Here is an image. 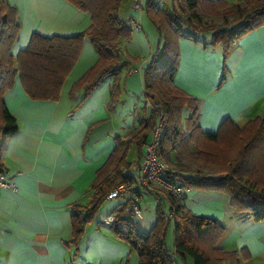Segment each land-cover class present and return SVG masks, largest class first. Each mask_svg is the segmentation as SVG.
<instances>
[{"label": "crops", "instance_id": "crops-1", "mask_svg": "<svg viewBox=\"0 0 264 264\" xmlns=\"http://www.w3.org/2000/svg\"><path fill=\"white\" fill-rule=\"evenodd\" d=\"M220 1L230 4L238 0ZM10 2L21 14L13 55L26 47L35 31L68 35L90 24L89 14L66 0ZM131 2L119 10V16L133 29L130 41L121 42L137 60L121 70L120 101L114 108L108 107L111 76H104L85 98L83 87L74 86L97 60L87 37L56 99L30 98L18 77L4 91V103L18 129L0 140V168L16 187L14 191L0 189V264H127L128 254H132L128 243L115 237L104 222L114 210L98 216L102 203L95 219L85 225L76 249L71 206L89 202L91 184L115 149L116 136L123 138L146 114L142 69L159 39L147 17L144 28H134L132 20L140 21L146 15L142 8L132 9ZM178 42L179 64L173 80L198 98L202 131L215 133L227 117L242 126L264 116V24L242 35L225 59L220 45L211 46L209 33L182 35ZM150 137L151 132L148 141ZM127 159L138 162L133 146ZM184 203L194 213L224 225L217 246L238 251L237 264H264V220L243 217L222 191L190 188Z\"/></svg>", "mask_w": 264, "mask_h": 264}, {"label": "trees", "instance_id": "trees-1", "mask_svg": "<svg viewBox=\"0 0 264 264\" xmlns=\"http://www.w3.org/2000/svg\"><path fill=\"white\" fill-rule=\"evenodd\" d=\"M66 1L88 13L90 24L68 35H44L35 31L26 47L13 55L11 48L21 26L19 9L10 0H0V140L18 129L16 118L4 103V91L12 87L18 77L30 98L56 99L85 37L98 56L74 86L83 87L85 98L109 75L112 83L108 107L114 108L120 101L121 70L137 60L126 52L121 42L122 39L130 41L133 31L119 16L120 8L128 0ZM142 10L159 39L142 69L146 114L123 138L116 136L115 149L91 184L89 202L72 204V243L77 249L85 225L95 219L108 192L123 184L127 188L125 193L135 191L141 196L147 189L159 199L156 222L148 233L138 231L129 218L128 212L132 211L128 209V197L113 211L109 223L111 233L125 240L137 254L138 264H188V258L193 264H237L238 251L217 246L225 229L217 219L191 211L184 203L185 196L176 198L163 189L144 187L137 180V173L124 171L132 164L127 159L131 146L140 161L158 112L162 111L166 122L157 154L174 177L188 189L225 192L231 206L243 217L264 220V116H256L242 126L227 117L215 133L202 131L198 122V98L173 80L182 35L193 37L195 33H209L211 46L220 45L225 59L242 35L264 24V0H238L230 4L220 0H143ZM146 98L155 103L154 109L146 106ZM184 111L188 114H183ZM164 201L169 212H173L172 217L164 216L161 209ZM170 222L173 226L171 248L165 242ZM246 257L247 254L242 255Z\"/></svg>", "mask_w": 264, "mask_h": 264}, {"label": "built area", "instance_id": "built-area-1", "mask_svg": "<svg viewBox=\"0 0 264 264\" xmlns=\"http://www.w3.org/2000/svg\"><path fill=\"white\" fill-rule=\"evenodd\" d=\"M143 0H132L131 7L134 10L142 8ZM134 28H141L138 20H132ZM146 106L150 109L155 108V103L146 98ZM166 122V115L159 111L156 119V124L151 131L150 140L145 145V150L142 159L137 163H132L129 168L125 169L126 174L137 173V180L140 185L144 187H156L170 192L176 198H183L188 191L180 181H178L172 170L167 164L158 156L157 148L160 141L161 133ZM9 188L15 190V185L7 178L4 170L0 169V189ZM126 186L121 184L112 189L106 195V199H112L121 195L126 191ZM141 196L135 192L130 191L128 196V209L136 215H141ZM173 212H169V217H172ZM113 219L110 215L104 219V222L109 224Z\"/></svg>", "mask_w": 264, "mask_h": 264}, {"label": "rangeland", "instance_id": "rangeland-1", "mask_svg": "<svg viewBox=\"0 0 264 264\" xmlns=\"http://www.w3.org/2000/svg\"><path fill=\"white\" fill-rule=\"evenodd\" d=\"M19 20H21L20 12H19ZM145 21H146V16L143 15L142 20L139 21L141 27L143 28L146 26ZM129 156H131V154ZM139 189L141 190V188ZM142 191L143 190H141V192ZM141 195H142L141 202H140L141 215H136L134 213L128 212V216L131 219V221L135 224V227L138 231L148 233L156 222L157 206L159 203V199L154 194H151L150 192H147V191H143ZM126 199H127V196L125 195V192H124L123 194H121V196L112 198L110 200L109 199L104 200L103 201L104 204L102 205L98 216L102 215L106 210H111V211L115 210L118 206L124 204ZM161 209L164 212V216L167 218L169 216V209L165 201L162 203ZM165 242L169 248L173 246L172 222H170V225L165 232ZM187 263L193 264L190 258H188ZM127 264H138L137 254L134 251H132L131 256L130 254H128Z\"/></svg>", "mask_w": 264, "mask_h": 264}]
</instances>
